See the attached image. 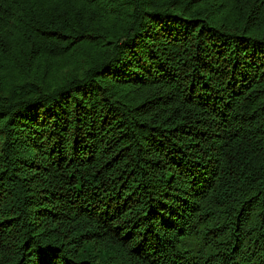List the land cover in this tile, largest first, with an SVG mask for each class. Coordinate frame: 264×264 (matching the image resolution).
<instances>
[{
  "label": "trees",
  "instance_id": "trees-1",
  "mask_svg": "<svg viewBox=\"0 0 264 264\" xmlns=\"http://www.w3.org/2000/svg\"><path fill=\"white\" fill-rule=\"evenodd\" d=\"M0 264H264V0H0Z\"/></svg>",
  "mask_w": 264,
  "mask_h": 264
}]
</instances>
